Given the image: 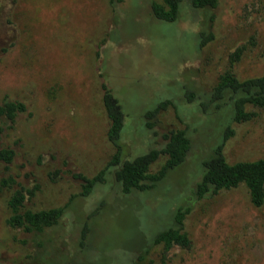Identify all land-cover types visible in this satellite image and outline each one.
Instances as JSON below:
<instances>
[{
	"label": "rangeland",
	"instance_id": "1",
	"mask_svg": "<svg viewBox=\"0 0 264 264\" xmlns=\"http://www.w3.org/2000/svg\"><path fill=\"white\" fill-rule=\"evenodd\" d=\"M151 1L162 2L124 0L112 10L109 0H0V104L10 97L28 107L18 120L24 141L14 145L10 172L0 165V180L40 186L27 209L67 206L56 226L28 234L8 223L9 200L20 187L0 190V264H264V207L253 208L243 187L201 201L193 195L200 161L222 142L225 117L204 119L199 104L181 103L183 88L205 95L226 71L241 79L264 73V0H219L205 23L185 9L174 24L153 18ZM202 32L215 36L205 47ZM244 45L242 60L232 64L230 54ZM108 80L123 92L126 158L162 149L174 129L187 131L191 150L153 191L124 195L107 172L91 196L72 199L81 190L72 174L91 178L113 156L100 91ZM163 99L174 101L181 120L171 106L147 129L145 113ZM257 112L234 125L225 147L230 163L264 159V110ZM55 169L62 171L57 184L49 179ZM181 206L192 208V248L150 247L139 260Z\"/></svg>",
	"mask_w": 264,
	"mask_h": 264
},
{
	"label": "trees",
	"instance_id": "2",
	"mask_svg": "<svg viewBox=\"0 0 264 264\" xmlns=\"http://www.w3.org/2000/svg\"><path fill=\"white\" fill-rule=\"evenodd\" d=\"M124 0H109L112 10H115ZM219 6V0H162L151 1L149 8L152 17L158 21L174 24L178 22L185 9L198 13L201 22L212 20L213 11ZM215 40L214 34L202 32L200 47H205ZM247 46H240L230 54V62L238 63L242 60ZM185 90H188L185 92ZM101 98L109 123L107 140L113 149V156L105 169L93 177L84 174H72L75 181L80 182L81 190L76 196L87 198L95 188L105 182L108 174H112L120 191L124 195L134 192L145 193L153 191L168 174L181 167L191 150V141L186 130L174 129L164 136L166 140L162 149H151L137 157L126 158L125 147L122 144L125 116L122 106L114 97L108 82L101 83ZM185 94H184V92ZM182 93L189 103H198L204 119L220 113L226 123L222 134V142L215 146L211 153L204 156L199 163V180L196 183L193 195L198 201L216 197L223 192H231L243 187L253 208L264 207V159L255 161H238L230 163L225 155V147L236 136L234 125L247 124L258 115V110H264V73L261 76L241 79L235 73L226 71L219 75L217 84L209 93L201 95L194 90L183 88ZM173 107L178 111L177 119L181 120L180 110L175 103L168 99L157 104L145 113L147 129L155 126L159 114ZM28 113V107L22 100L6 97L0 104V165L5 173L10 172L11 166L17 158L14 145L24 141V129L18 125L21 116ZM14 142L12 143V141ZM24 147V145H22ZM161 158H166L164 165L156 174L150 172L151 167ZM60 169L49 172L51 183L57 184L61 180ZM18 186L9 200L12 215L9 224L14 228L22 229L28 234H41L46 229L56 226L65 215L67 207H51L38 211L27 209L26 203L33 199L40 190L39 185L30 189L17 183L13 176H5L0 180V190H10ZM71 199V200H72ZM190 206H181L173 211L170 223L157 232L150 239L139 260L149 255L150 247L163 246L166 252L174 248L190 250L192 240L186 227L187 216L191 213ZM87 225L82 230L81 245L88 236Z\"/></svg>",
	"mask_w": 264,
	"mask_h": 264
},
{
	"label": "flooded vegetation",
	"instance_id": "3",
	"mask_svg": "<svg viewBox=\"0 0 264 264\" xmlns=\"http://www.w3.org/2000/svg\"><path fill=\"white\" fill-rule=\"evenodd\" d=\"M108 86H109V88L110 89H112L113 88V95H114V97L118 100V101H121L122 99V91L120 92V91H116L115 90V88L113 87V85L112 84H110L109 83V80H108ZM165 100H168V99H163V100H161V101H159V103H157V104H161L163 101H165ZM174 102V101H173ZM181 103L182 104H194V103H189L187 100H185V99H181ZM149 104H154V101H152L151 103H149ZM196 104H198V103H196ZM199 111V110H198ZM197 111V112H198ZM201 113V112H200ZM196 115V113L194 114V116Z\"/></svg>",
	"mask_w": 264,
	"mask_h": 264
}]
</instances>
